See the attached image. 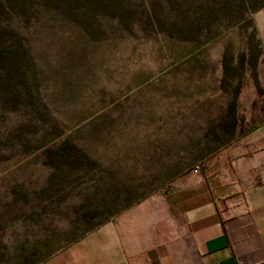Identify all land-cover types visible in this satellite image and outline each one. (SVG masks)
<instances>
[{
  "label": "rangeland",
  "instance_id": "374dc122",
  "mask_svg": "<svg viewBox=\"0 0 264 264\" xmlns=\"http://www.w3.org/2000/svg\"><path fill=\"white\" fill-rule=\"evenodd\" d=\"M263 119L264 0H0V264L173 192Z\"/></svg>",
  "mask_w": 264,
  "mask_h": 264
},
{
  "label": "crops",
  "instance_id": "0c3cea01",
  "mask_svg": "<svg viewBox=\"0 0 264 264\" xmlns=\"http://www.w3.org/2000/svg\"><path fill=\"white\" fill-rule=\"evenodd\" d=\"M36 264H264V119L188 183L93 225Z\"/></svg>",
  "mask_w": 264,
  "mask_h": 264
},
{
  "label": "trees",
  "instance_id": "16d2710c",
  "mask_svg": "<svg viewBox=\"0 0 264 264\" xmlns=\"http://www.w3.org/2000/svg\"><path fill=\"white\" fill-rule=\"evenodd\" d=\"M233 125V123L231 124V126ZM138 200V199H137Z\"/></svg>",
  "mask_w": 264,
  "mask_h": 264
},
{
  "label": "built area",
  "instance_id": "2783aa9c",
  "mask_svg": "<svg viewBox=\"0 0 264 264\" xmlns=\"http://www.w3.org/2000/svg\"><path fill=\"white\" fill-rule=\"evenodd\" d=\"M195 167H197V166H195Z\"/></svg>",
  "mask_w": 264,
  "mask_h": 264
}]
</instances>
